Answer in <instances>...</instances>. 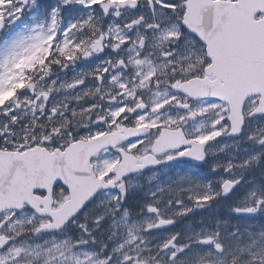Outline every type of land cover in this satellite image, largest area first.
<instances>
[{"label":"snow or ice","instance_id":"obj_1","mask_svg":"<svg viewBox=\"0 0 264 264\" xmlns=\"http://www.w3.org/2000/svg\"><path fill=\"white\" fill-rule=\"evenodd\" d=\"M256 168L264 0H0V264H264Z\"/></svg>","mask_w":264,"mask_h":264},{"label":"flooded vegetation","instance_id":"obj_2","mask_svg":"<svg viewBox=\"0 0 264 264\" xmlns=\"http://www.w3.org/2000/svg\"><path fill=\"white\" fill-rule=\"evenodd\" d=\"M229 143H230V141H229ZM230 150H231V148L227 149L223 153H220L219 158L220 159L228 158V156L232 153ZM240 155H242V154H240ZM174 171L180 173V172H183V169H176ZM190 172H191V174L198 176L201 180H214L216 178L213 173L208 171L207 167H202V168L193 167L190 169ZM151 175H152L151 173H147L145 176L140 178V180L143 182L142 184H143L144 189H147V188L153 186L155 183H157L156 180L150 181L149 178ZM166 178L167 177L163 173L159 177L160 180H164ZM196 213H199L200 215H202L203 213H205L206 215L207 214L213 215L216 212H215L214 206H213L212 208L200 210V211H197ZM220 213H223V212H219V210H217V214H220ZM169 230H177V224L175 226H170Z\"/></svg>","mask_w":264,"mask_h":264},{"label":"rangeland","instance_id":"obj_3","mask_svg":"<svg viewBox=\"0 0 264 264\" xmlns=\"http://www.w3.org/2000/svg\"><path fill=\"white\" fill-rule=\"evenodd\" d=\"M46 2H47V3H46ZM54 2H55V0H41V3H42L43 5H45V6H47V4L50 5L51 3H54ZM44 3H46V4H44ZM230 151L233 152L234 149L231 148ZM240 154L243 155V153H240ZM261 172H263L261 178L258 177V179H257V178H255L254 176H252V177L250 178V181H254V182H261V181H264V170H262ZM140 183H141V181H140ZM258 221H260V222H264V217H257L255 220L250 221V223H252V224L255 225L256 222H258ZM181 225L183 226V224H181Z\"/></svg>","mask_w":264,"mask_h":264},{"label":"trees","instance_id":"obj_4","mask_svg":"<svg viewBox=\"0 0 264 264\" xmlns=\"http://www.w3.org/2000/svg\"><path fill=\"white\" fill-rule=\"evenodd\" d=\"M263 224V223H262Z\"/></svg>","mask_w":264,"mask_h":264}]
</instances>
